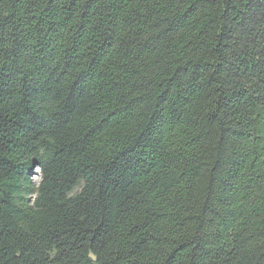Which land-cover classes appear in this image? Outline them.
<instances>
[{
  "label": "trees",
  "instance_id": "1",
  "mask_svg": "<svg viewBox=\"0 0 264 264\" xmlns=\"http://www.w3.org/2000/svg\"><path fill=\"white\" fill-rule=\"evenodd\" d=\"M0 264H264V0H0Z\"/></svg>",
  "mask_w": 264,
  "mask_h": 264
},
{
  "label": "rangeland",
  "instance_id": "2",
  "mask_svg": "<svg viewBox=\"0 0 264 264\" xmlns=\"http://www.w3.org/2000/svg\"><path fill=\"white\" fill-rule=\"evenodd\" d=\"M35 171H36V174L33 175V181H34V183L37 185L38 182H39V180H40L39 168L36 167V168H35Z\"/></svg>",
  "mask_w": 264,
  "mask_h": 264
}]
</instances>
